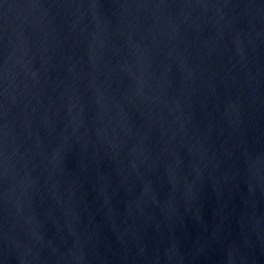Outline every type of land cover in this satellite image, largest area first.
<instances>
[{
  "label": "water",
  "instance_id": "1",
  "mask_svg": "<svg viewBox=\"0 0 264 264\" xmlns=\"http://www.w3.org/2000/svg\"><path fill=\"white\" fill-rule=\"evenodd\" d=\"M0 264H264V0H0Z\"/></svg>",
  "mask_w": 264,
  "mask_h": 264
}]
</instances>
